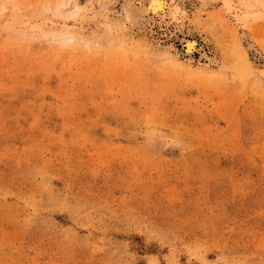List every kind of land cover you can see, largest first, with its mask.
I'll use <instances>...</instances> for the list:
<instances>
[{
	"label": "rangeland",
	"instance_id": "1",
	"mask_svg": "<svg viewBox=\"0 0 264 264\" xmlns=\"http://www.w3.org/2000/svg\"><path fill=\"white\" fill-rule=\"evenodd\" d=\"M57 1L0 0V264H264V0L191 17L208 65Z\"/></svg>",
	"mask_w": 264,
	"mask_h": 264
},
{
	"label": "bare ground",
	"instance_id": "2",
	"mask_svg": "<svg viewBox=\"0 0 264 264\" xmlns=\"http://www.w3.org/2000/svg\"><path fill=\"white\" fill-rule=\"evenodd\" d=\"M192 1L194 3V9L187 8L182 0H123L122 9L124 11L125 21L128 22V27L152 30L150 26L154 24L168 33L167 24H172L174 27L173 33L175 31L182 33L180 38L181 45L177 52L187 56V59L196 52L198 53L197 59L205 60L208 65L215 62V57L206 50L205 37H202L199 43L197 38L193 36L190 29V19L196 13L213 12L216 8H219L220 15L226 16V14L231 13L233 2L232 0ZM54 7L58 11L57 13L60 12L65 15L66 13L72 14L67 0H58ZM164 22L168 23L164 24Z\"/></svg>",
	"mask_w": 264,
	"mask_h": 264
}]
</instances>
